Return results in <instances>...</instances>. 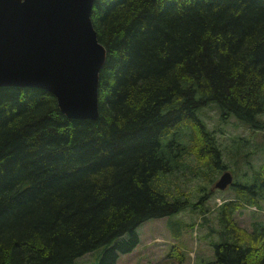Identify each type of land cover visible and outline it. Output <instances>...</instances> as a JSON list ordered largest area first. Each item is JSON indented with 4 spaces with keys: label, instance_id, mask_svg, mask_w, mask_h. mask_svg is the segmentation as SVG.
<instances>
[{
    "label": "trees",
    "instance_id": "1",
    "mask_svg": "<svg viewBox=\"0 0 264 264\" xmlns=\"http://www.w3.org/2000/svg\"><path fill=\"white\" fill-rule=\"evenodd\" d=\"M91 17L107 50L97 119L68 117L45 88L0 86V264H114L142 222L186 204L161 173L190 154L223 163L201 108L264 127V0H94ZM233 142L237 171L251 141ZM232 229L203 264H264V223Z\"/></svg>",
    "mask_w": 264,
    "mask_h": 264
},
{
    "label": "rangeland",
    "instance_id": "2",
    "mask_svg": "<svg viewBox=\"0 0 264 264\" xmlns=\"http://www.w3.org/2000/svg\"><path fill=\"white\" fill-rule=\"evenodd\" d=\"M199 117L206 122L210 136L220 144L223 163L219 161L211 169L190 154L182 164L178 163L161 173L158 177L160 189L168 192L172 199L178 197L186 204L171 215L142 222L137 227L139 242L129 252L118 251L114 264H203L215 258L214 244L224 237H230L226 230L233 235V226L250 231L253 221L264 223V190L257 187L258 180L253 182L257 175L259 177L264 172V149H253L254 145L264 140L261 135L264 127L250 133L251 128L240 125L232 117L229 121H219V112L214 106L201 108ZM182 130L188 132L190 128L184 126ZM237 135L250 139L251 145L245 150L250 157L247 161L244 158L238 160L236 163L240 168L235 171V165L226 154L232 150L233 136ZM226 164L227 167H222ZM224 170L231 173L232 183L217 187L215 182ZM250 186L254 188L251 194ZM241 196L249 201L242 199L243 203L233 206L230 214L222 208L224 203L235 202ZM225 214L229 215L230 221H226ZM127 238L125 234L120 240ZM101 252L102 249L97 254ZM94 259L95 252L79 258L87 264H93Z\"/></svg>",
    "mask_w": 264,
    "mask_h": 264
},
{
    "label": "water",
    "instance_id": "3",
    "mask_svg": "<svg viewBox=\"0 0 264 264\" xmlns=\"http://www.w3.org/2000/svg\"><path fill=\"white\" fill-rule=\"evenodd\" d=\"M94 0H0V86L52 92L71 118L99 117V73L107 50L91 12ZM224 170L215 182L225 187Z\"/></svg>",
    "mask_w": 264,
    "mask_h": 264
},
{
    "label": "bare ground",
    "instance_id": "4",
    "mask_svg": "<svg viewBox=\"0 0 264 264\" xmlns=\"http://www.w3.org/2000/svg\"><path fill=\"white\" fill-rule=\"evenodd\" d=\"M92 119V118H91ZM97 119V118H96Z\"/></svg>",
    "mask_w": 264,
    "mask_h": 264
}]
</instances>
